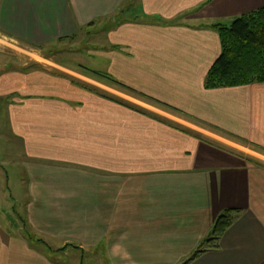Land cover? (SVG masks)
I'll use <instances>...</instances> for the list:
<instances>
[{
	"label": "crops",
	"instance_id": "1",
	"mask_svg": "<svg viewBox=\"0 0 264 264\" xmlns=\"http://www.w3.org/2000/svg\"><path fill=\"white\" fill-rule=\"evenodd\" d=\"M262 7L0 0V99L28 178V233L0 210V264H65L47 243L101 264H179L225 210L237 218L188 264H264V83L204 87L221 51L211 25ZM91 30L108 42L86 53L95 68L47 50Z\"/></svg>",
	"mask_w": 264,
	"mask_h": 264
},
{
	"label": "rangeland",
	"instance_id": "2",
	"mask_svg": "<svg viewBox=\"0 0 264 264\" xmlns=\"http://www.w3.org/2000/svg\"><path fill=\"white\" fill-rule=\"evenodd\" d=\"M226 25L229 26L230 24ZM91 31L93 33L89 37L84 38L82 36H76L74 38L62 39L59 40L60 42L58 45H53V48H51V46L47 50H52V53L65 63L69 60L71 64H81L84 66L87 65V67L90 68H95L93 62L86 57V53L88 51L93 52L106 50L107 48L105 47H108V42L106 40V35L101 32H94V30ZM14 52L15 55H19L18 51ZM9 53L10 52L8 51L0 52V70L1 67L3 69L5 68V60H9L7 55L11 57V54L9 55ZM20 53L24 56V58L19 59L20 62H29V55H27V52ZM12 62L13 61H10V63ZM6 104V100L0 99V193L1 191L4 193V196L1 193L4 201L0 200V206L3 205L0 210H4V212L6 211L11 216L13 224L18 226L17 231H20L22 235L25 236L28 233V231L24 228L25 222L23 221V214L25 212L26 204L28 203L27 171L22 162L23 156L20 154L22 153V146L13 136L8 125ZM0 214H2V212H0ZM13 227L14 225L12 226V223H9V229L13 231ZM57 248L60 247L47 243L48 251L46 252L49 253L47 255L54 260L61 258L60 260L65 264H78L79 261H82V264H101V260L99 258H94L92 256V258L88 260V254H81L80 252L74 253L75 251L69 248L67 249V252L62 249L57 250V253L59 254H53L56 251L51 250ZM192 254H189L178 263H184L191 257Z\"/></svg>",
	"mask_w": 264,
	"mask_h": 264
},
{
	"label": "trees",
	"instance_id": "3",
	"mask_svg": "<svg viewBox=\"0 0 264 264\" xmlns=\"http://www.w3.org/2000/svg\"><path fill=\"white\" fill-rule=\"evenodd\" d=\"M211 28L218 34L221 51L205 76L204 87L233 88L264 83V7L239 16L229 26L213 24ZM92 74L102 76L98 72ZM237 214V210H225L215 220L209 235L182 264L193 261L205 249H215Z\"/></svg>",
	"mask_w": 264,
	"mask_h": 264
}]
</instances>
